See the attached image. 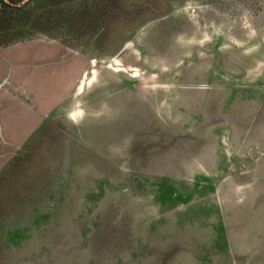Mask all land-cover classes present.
Listing matches in <instances>:
<instances>
[{"label": "rangeland", "instance_id": "rangeland-1", "mask_svg": "<svg viewBox=\"0 0 264 264\" xmlns=\"http://www.w3.org/2000/svg\"><path fill=\"white\" fill-rule=\"evenodd\" d=\"M8 1L0 264H264V0Z\"/></svg>", "mask_w": 264, "mask_h": 264}, {"label": "trees", "instance_id": "trees-1", "mask_svg": "<svg viewBox=\"0 0 264 264\" xmlns=\"http://www.w3.org/2000/svg\"><path fill=\"white\" fill-rule=\"evenodd\" d=\"M45 1H42L35 9H36V13L33 16H29L27 17V19H25L24 23H19V24H15L14 28L17 29H23L27 30L28 32H35V33H39L37 32L39 29L42 30H46V22L43 20L45 17H47L48 14H46L47 12H43L46 10L45 7ZM47 6V5H46ZM45 8V9H44ZM52 13V12H50ZM50 15V14H49ZM53 16L51 15V19H49L48 25H52L51 21ZM49 25V26H50ZM1 27V25H0ZM6 28L1 27L0 28V32L3 31Z\"/></svg>", "mask_w": 264, "mask_h": 264}, {"label": "water", "instance_id": "water-1", "mask_svg": "<svg viewBox=\"0 0 264 264\" xmlns=\"http://www.w3.org/2000/svg\"><path fill=\"white\" fill-rule=\"evenodd\" d=\"M24 1H26V0H24ZM24 1H22V2H24ZM18 5H20V4H18Z\"/></svg>", "mask_w": 264, "mask_h": 264}, {"label": "flooded vegetation", "instance_id": "flooded-vegetation-1", "mask_svg": "<svg viewBox=\"0 0 264 264\" xmlns=\"http://www.w3.org/2000/svg\"><path fill=\"white\" fill-rule=\"evenodd\" d=\"M8 1V0H7ZM9 2V1H8ZM18 6V4H16Z\"/></svg>", "mask_w": 264, "mask_h": 264}]
</instances>
